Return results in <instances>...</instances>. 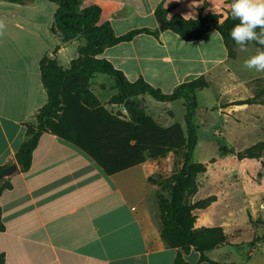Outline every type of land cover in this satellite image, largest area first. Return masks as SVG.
Listing matches in <instances>:
<instances>
[{
	"label": "crops",
	"instance_id": "1",
	"mask_svg": "<svg viewBox=\"0 0 264 264\" xmlns=\"http://www.w3.org/2000/svg\"><path fill=\"white\" fill-rule=\"evenodd\" d=\"M160 4L171 9L169 17L191 12L197 18L204 9V14L226 18L230 9L226 0H83L81 8L99 6L100 23L109 22L115 34L122 36L134 29L160 28L155 15ZM57 9L58 5L48 0L27 5L0 0V167L17 165V170L0 182L10 184L0 197L5 224L0 233V255H4L5 264H174L178 251L162 236L158 205L153 199L157 186L148 181L155 174L169 177L174 173L175 162L168 167L167 156L153 159L146 153L145 162L109 175L89 154L59 135L77 138L78 123L72 117L64 123L55 121L58 133L42 135L29 170L23 171L16 161L27 125L36 122L38 111L48 101L41 80V59L48 55L70 68L84 45L80 38L63 44L52 31ZM251 45L236 43L231 57L215 29L192 42L168 30L160 39L140 34L133 41L107 48L100 58L121 70L128 81L142 77L166 94L205 76L210 82L208 89L216 87L221 97L228 98L218 109L231 121L249 112L250 106L257 114L264 113L263 104L231 105L257 94L264 100V71L245 65L253 55ZM94 79L96 76L90 79V89L98 97L94 89L105 90L107 86L93 83ZM144 96L141 100L148 116L164 128L175 125L170 123L173 111L166 114L154 105L150 109ZM110 99H100L101 105L130 121L126 107L109 105ZM223 155L233 159L215 162L205 173L213 193L199 200L192 198L198 202L215 197L206 209L195 211V228L223 227L229 236V244L207 253L209 259L219 262L210 254L221 251V264H264V236L245 250L246 244L231 234L238 230V211L234 209L240 205L243 213L251 208L247 193L264 185V174L260 182L255 181L254 173L259 169L253 163L263 169L264 157L240 160L236 154ZM224 189L239 195L232 197ZM150 197L153 202H149ZM221 203L227 213L220 217L217 209ZM185 259L190 264H209L200 262V254L193 249Z\"/></svg>",
	"mask_w": 264,
	"mask_h": 264
},
{
	"label": "trees",
	"instance_id": "2",
	"mask_svg": "<svg viewBox=\"0 0 264 264\" xmlns=\"http://www.w3.org/2000/svg\"><path fill=\"white\" fill-rule=\"evenodd\" d=\"M2 1L27 5L38 0ZM48 1L58 5L52 31L61 37L63 44L80 38L84 41V45L80 47L79 57L72 61L70 68H64L56 58L48 55L41 59V80L48 101L38 111L36 122L27 125L25 141L16 154L17 163L23 171L29 170L42 135L50 131L57 132L55 121L64 123L72 117L78 123L77 138L72 140L61 132L59 135L89 154L109 175L145 162L146 153L153 159L174 153L179 161L181 156L182 164L179 170H176L178 164L176 159L174 173L171 176L155 174L148 180L150 184L157 186L155 198L162 236L170 248L178 251L174 264H190L186 261L185 255L192 249L200 254V262L221 264L209 259L207 253L230 243L224 228H195L197 222L195 211L206 209L215 201V197L198 202L192 201L199 190L198 177L207 172L205 164L192 162L198 144L197 127L194 123L199 107L197 92L208 89L210 82L205 76H201L196 80L180 84L171 94H166L142 77L135 82L128 81L121 70L115 68L108 60L100 58V55L107 48L133 41L140 34H148L160 39L163 31L170 30L183 40L192 42L203 39L211 29H215L222 36L229 55L233 57L236 42L231 38L230 33L239 21L232 19L230 9L227 10L226 18L222 14H204V9L199 10V16L195 20L184 19L179 14L169 17L171 9L160 4L156 8L155 15L160 25L165 24L163 31L160 28H139L117 36L109 22L100 23L99 6L93 5L82 9L83 0ZM226 3L231 6V0H226ZM250 42L260 50H264V46L258 45L255 41ZM60 48V45L57 46L54 54ZM98 73L105 74L115 81L116 93L108 104L125 106L130 121L121 119V113L113 115L108 112L101 105L100 99L91 91L90 79ZM143 95H149L160 102L182 100L186 111V126L175 124L164 128L158 125L147 115L141 100ZM127 101L133 102L126 105ZM245 104L264 105V100L261 99L260 94H257L252 99L236 101L231 105ZM222 150L236 154L240 160L262 159L264 142L258 143L244 153L237 154L229 148ZM6 167L8 166L0 167V171ZM9 187L8 183L0 185V197ZM4 231L5 224L0 207V233ZM0 264H5L4 255H0Z\"/></svg>",
	"mask_w": 264,
	"mask_h": 264
},
{
	"label": "rangeland",
	"instance_id": "3",
	"mask_svg": "<svg viewBox=\"0 0 264 264\" xmlns=\"http://www.w3.org/2000/svg\"><path fill=\"white\" fill-rule=\"evenodd\" d=\"M258 50L260 49L251 45L250 52L253 55ZM92 82L107 86L105 90L94 89V92L102 101H106L116 93L112 88L115 84L114 80L105 74H96V79L92 80ZM262 85L260 84L259 87L261 88ZM220 94V89L216 87L197 92L199 107L194 117V123L197 127L198 144L193 153L192 162L203 163L207 168H211L212 164L225 162V158L226 162H230L233 159L231 155H223L228 153L222 150V148L232 149L238 154L246 152L260 142H264V113L260 111L257 114V111L253 109L254 106H250L251 110L249 112L242 113L238 118L234 117L231 121H228L227 117L221 114L218 109L228 98L225 99ZM144 98L146 106L150 109L154 105L160 110H165V113L173 111L174 120H171V124H180L182 127L186 126L184 121L185 108L182 101L164 103L153 99L149 95H145ZM262 108L264 110V107ZM167 158H170L167 160L168 167L171 162H175L177 159L174 153L168 154ZM179 158V161L177 159L176 170H179L182 164L181 156ZM255 162L253 161L257 166L255 169L258 168L259 171H255L254 177L255 181L260 182L263 179L264 168L261 169V165ZM205 178V174L198 177L199 190L194 195L196 200L203 199L213 193L209 189ZM227 191H229V195L232 197L239 195L236 191L223 190V192ZM153 199L154 201L156 200L155 197ZM153 199L150 197L149 202H153ZM247 201L249 205H252V209H244L243 213H241L240 205L234 209V211H238V230L235 233L231 232V234L236 237L238 242L246 244L245 250H250L252 247L251 243L254 244L258 241L259 238L257 237L264 236V185L255 189L254 192H248ZM217 211L220 217L223 216V213H227L224 212L223 203H221ZM251 213H254V218H250ZM243 216H245V219ZM222 257L221 251L210 254V258L220 259L219 262H222Z\"/></svg>",
	"mask_w": 264,
	"mask_h": 264
},
{
	"label": "clouds",
	"instance_id": "4",
	"mask_svg": "<svg viewBox=\"0 0 264 264\" xmlns=\"http://www.w3.org/2000/svg\"><path fill=\"white\" fill-rule=\"evenodd\" d=\"M230 15L232 19L239 21L230 33L238 45L245 47L248 42L255 41L264 46V0H231ZM185 18L195 20L196 17L190 12ZM245 65L257 72L264 71V50H258L245 61Z\"/></svg>",
	"mask_w": 264,
	"mask_h": 264
},
{
	"label": "water",
	"instance_id": "5",
	"mask_svg": "<svg viewBox=\"0 0 264 264\" xmlns=\"http://www.w3.org/2000/svg\"><path fill=\"white\" fill-rule=\"evenodd\" d=\"M165 27V24L163 23L160 27V30L163 31ZM133 101H127L126 105H129L130 103H132ZM17 170V165L16 164H12L4 169H2L0 171V181L6 177L11 176L15 171Z\"/></svg>",
	"mask_w": 264,
	"mask_h": 264
}]
</instances>
